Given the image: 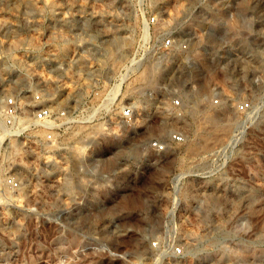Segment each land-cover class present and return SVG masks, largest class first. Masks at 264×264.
Masks as SVG:
<instances>
[{"label": "rangeland", "instance_id": "1", "mask_svg": "<svg viewBox=\"0 0 264 264\" xmlns=\"http://www.w3.org/2000/svg\"><path fill=\"white\" fill-rule=\"evenodd\" d=\"M41 60L65 67L57 100L91 113L115 84L106 117L134 118L70 138L79 164L67 144L1 155L0 264H144L168 227L191 264H264V0H0V91Z\"/></svg>", "mask_w": 264, "mask_h": 264}, {"label": "built area", "instance_id": "2", "mask_svg": "<svg viewBox=\"0 0 264 264\" xmlns=\"http://www.w3.org/2000/svg\"><path fill=\"white\" fill-rule=\"evenodd\" d=\"M172 44L169 39L165 41L166 47H171ZM37 69L39 73L34 74L32 81L20 92L0 91V157L4 152L13 150V144H16V149L20 147L31 154L45 146L59 152L60 145H72L69 139L75 136L73 130L80 126L102 122V127L110 130L120 122L128 125L133 121L134 111L130 103L121 108L119 115L106 117L107 112L116 105L115 84L101 95L93 91L91 96L99 95L100 98L96 109L91 113L89 110L81 112L67 105L71 102L68 96L57 100L55 94H59L61 89L58 91L52 89L56 93L49 89L52 84L56 88L57 84L61 86L63 77L59 76L60 79L54 77L63 72L65 67L58 61L41 60ZM53 72H57V75L53 76ZM57 103L58 105L61 103L62 106H57ZM215 103H218L217 99ZM173 104L181 106L179 99L173 100ZM239 109L248 111L250 104L242 102ZM97 113L100 115L97 116ZM169 140L174 144H182L185 141L183 134L179 132H173ZM154 145L160 150L165 149V144ZM5 180L11 189L20 188L21 182L14 174L8 173ZM164 231L166 234L163 232V235L151 240L149 256L144 264H191L192 254L185 248L184 242L175 238L173 228L168 227Z\"/></svg>", "mask_w": 264, "mask_h": 264}, {"label": "bare ground", "instance_id": "3", "mask_svg": "<svg viewBox=\"0 0 264 264\" xmlns=\"http://www.w3.org/2000/svg\"><path fill=\"white\" fill-rule=\"evenodd\" d=\"M123 39V38H122ZM123 40H121L120 38H111L107 43V48H109V49H111V51L113 52V49L114 48H119L120 47V45H121V42H122ZM123 42H125V40L123 41ZM108 49V50H109ZM119 59H120V56L119 57H117V59L115 58L114 60H115V62H117V60L119 61ZM115 62H112V65L115 63ZM111 65V64H110ZM115 65V64H114ZM102 68V67H101ZM143 74V73H142ZM145 74H146V72H145ZM144 74V75H145ZM142 77V76H141ZM141 80V79H140ZM143 80V79H142ZM202 123H203V125H211V127H216V128H219L218 130H220L221 129V127H222V129H224L225 127H223V126H220L219 125V123L220 122H218L217 121V119L215 118V117H213L212 115H211V113H209V115L207 116V117H204L203 118V121H202ZM165 123L163 122V120L161 119V122L159 123V126H160V128L164 125ZM223 124V123H222ZM102 126H103V123L101 122H96V123H91V124H87V125H83V126H80L78 129H75V130H73V135H76V134H78V132H83L84 134H87V135H89L90 133H92L93 131L95 132V130H100L101 128H102ZM229 126V125H228ZM207 128L209 127L210 128V126H206ZM96 133V132H95ZM202 134V133H201ZM214 134V133H213ZM204 136V135H203ZM207 136V135H206ZM218 136V135H217ZM81 138V137H80ZM210 138V137H209ZM208 139V138H207ZM209 140V139H208ZM15 146H16V144H13V149H16L15 148ZM197 147V146H196ZM70 152H71V157H72V159H73V161H74V164H77L78 162H79V156L81 155V153H85V152H87L88 150H89V147L88 146H85V145H81V146H78V145H75V144H72V145H70ZM68 149V148H67ZM116 153H114L113 154V156H111V157H109V158H107V161L109 160H111V162H110V164H115L116 162H117V158H116V155H115ZM79 164V163H78ZM74 167H76V166H74ZM81 180V179H80ZM80 182H82V183H84L85 181L84 180H82V181H80ZM6 198V197H5ZM1 200V199H0ZM96 214V213H95ZM82 215L85 217V216H87V214L86 213H82ZM212 264H214V263H212Z\"/></svg>", "mask_w": 264, "mask_h": 264}]
</instances>
